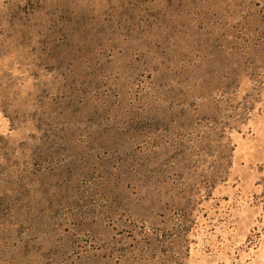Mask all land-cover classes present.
<instances>
[{"label": "rangeland", "instance_id": "rangeland-1", "mask_svg": "<svg viewBox=\"0 0 264 264\" xmlns=\"http://www.w3.org/2000/svg\"><path fill=\"white\" fill-rule=\"evenodd\" d=\"M0 264H264V0H0Z\"/></svg>", "mask_w": 264, "mask_h": 264}]
</instances>
